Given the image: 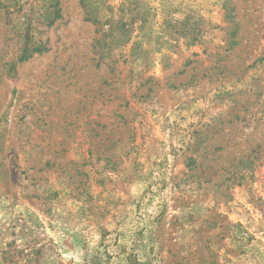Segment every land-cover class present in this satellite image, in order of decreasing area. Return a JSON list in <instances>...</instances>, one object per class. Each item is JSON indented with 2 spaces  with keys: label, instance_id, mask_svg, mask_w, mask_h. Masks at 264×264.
<instances>
[{
  "label": "rangeland",
  "instance_id": "374dc122",
  "mask_svg": "<svg viewBox=\"0 0 264 264\" xmlns=\"http://www.w3.org/2000/svg\"><path fill=\"white\" fill-rule=\"evenodd\" d=\"M0 264H264V0H0Z\"/></svg>",
  "mask_w": 264,
  "mask_h": 264
}]
</instances>
